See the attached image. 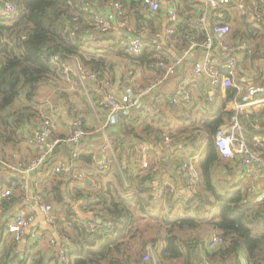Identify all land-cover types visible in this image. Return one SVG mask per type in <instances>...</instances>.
<instances>
[{
  "label": "trees",
  "instance_id": "16d2710c",
  "mask_svg": "<svg viewBox=\"0 0 264 264\" xmlns=\"http://www.w3.org/2000/svg\"><path fill=\"white\" fill-rule=\"evenodd\" d=\"M16 1L19 14L14 22L8 23L0 14V157L3 158L11 154L8 153V149L17 148L23 126L39 116L35 96L42 84L58 75L50 64L52 54L57 53L63 57L76 56L84 65L101 73L110 65L105 62L106 56L113 52L123 58L132 59L131 61L139 67L147 64L156 69L153 63L157 59L156 49L152 50L151 47V50L148 51L146 47L147 50L136 55H130L113 43L106 47V52H102L99 47L91 51L88 33L84 32L87 26L84 25L76 37L65 32L68 25L65 16L70 18L74 16L71 5L68 4L69 0ZM70 1L77 10L86 14L81 7L82 0ZM128 1L135 7L140 0H122L125 2L124 5ZM184 1L187 3L189 0ZM194 2L198 3V0H193L190 4ZM256 2L257 6L264 9L263 0V3L260 0ZM230 8L231 5L219 7V11L225 14L226 22H230L232 18L229 14ZM132 14L138 29L144 25L151 26V18L140 11L132 9ZM213 17L214 20L219 19L214 11ZM81 21L84 22L83 15ZM184 22L183 20L177 26L175 38L180 34V30L185 34V42L188 44V35L205 37V32L201 37L194 32V29H198L196 25H191L189 21ZM244 22L246 27L251 29L255 22L264 25V17L255 21L246 18ZM213 25L212 19L211 26ZM233 32L238 33L244 40L248 37L247 33L244 34L240 29ZM126 36V32L96 33L93 38L97 41L113 42ZM151 36L152 33L146 35L147 43L150 42ZM93 53L99 54V57L91 55ZM253 58L254 55L251 57L252 63ZM252 78L264 87V65L258 66ZM227 94L228 99H232L238 95V90L229 87ZM20 97L25 98L28 106L13 111L11 109L13 102ZM194 107L195 104L191 108ZM232 117L233 114L221 111L218 116L216 114L206 118L202 124L210 138L206 157L199 164L201 190L185 200V210L190 212L186 217L175 214L176 205L180 200L169 198V206L165 208L166 211L168 209L166 214H158L147 221L148 229L153 235L142 231L138 224L139 213H147L149 207L155 206L151 201L152 194L148 198L144 195L149 194L150 190L141 185V180L136 186L137 175L131 173V167L120 170L121 162L117 165L114 162L111 168L109 167L107 175L112 173L111 179L102 185V189L100 188V192L96 194L99 201L91 207L95 214L89 218L80 217L74 210L73 202L68 199V186L65 183L55 181L53 178L46 179L35 185V193L44 202L56 203L58 206L59 217L56 222L60 233L68 239L64 246L67 260H61L60 250L53 251L50 255L36 249L24 253L17 250V242L6 235L9 221V216L6 215L0 220V264H145L143 257L149 246L158 257L159 264H171L177 259H181L183 264H202L203 252L219 264L231 262V258L235 256L238 262V255L241 252L246 254L247 264H264V200L248 201L242 191L221 193L216 188L215 171L220 163L227 160L222 157L217 146L216 134L221 126L229 124ZM240 120L245 121L252 135L264 136L261 132L264 129V109L249 116H241ZM117 135L120 143H123L124 137ZM262 155L264 157V148ZM79 159L91 162V155L84 154L79 156ZM135 165L136 171H143L138 163ZM3 172L0 166V187L13 189V196L6 203L10 211L11 205L18 202V198L24 193V188L19 178L8 180L2 175ZM138 177L141 178L140 175ZM102 190L105 193H102ZM131 191L135 193L130 195ZM18 193L20 194L17 196ZM205 213L211 214L212 218L209 220L198 218ZM202 224L212 226V234L208 240L184 235L187 231L198 229ZM214 234H219L222 241L218 245L208 246Z\"/></svg>",
  "mask_w": 264,
  "mask_h": 264
},
{
  "label": "crops",
  "instance_id": "0c3cea01",
  "mask_svg": "<svg viewBox=\"0 0 264 264\" xmlns=\"http://www.w3.org/2000/svg\"><path fill=\"white\" fill-rule=\"evenodd\" d=\"M107 1L108 0H95L92 9L107 10ZM173 1L177 3L179 14L182 15H180L181 17L179 24L183 20L185 22L189 21L191 25L194 24L197 26L198 29H194V32H196L200 37L203 36L204 32L206 33L204 38H199L196 34H194L188 35V39L190 36H194L199 42L204 41V39L207 37V34L212 30V27L218 21L233 25L232 33L227 37L226 41L234 44L243 43L242 46L238 49V54L241 57L240 67L235 78V83L238 87H234L238 90V95L232 99H228L227 89L229 87L225 88L219 85L217 87L213 101L210 100V85L208 82V76L206 74H202L193 82L191 86V102L179 104H174L171 102V99L168 97V94L166 92L168 90V87L175 85L180 79L184 78L190 72L194 62L204 60L207 55V51L205 49L197 47L183 59L176 73L170 78L168 77L169 79L166 80L163 83L162 87H160L154 93L153 99L161 106L160 113L155 116H141L131 121H127L123 115H120L118 116V122L110 125L108 131L116 132V134H119L122 138L124 137L123 143H120L121 151L116 152L119 153L118 160L115 161L116 165L119 162L122 163V166L119 167L120 170L126 167H131V173H135L134 175H137V181L135 183L136 186L141 180V185L145 189L148 188L150 190L149 194H144L147 198L152 194L154 190L159 189L166 181H172L176 184L179 194L181 192V198L179 199L180 201L178 205H176L175 214H178V216L181 217L185 212H187V215L188 213H190L189 211L185 210L184 205L186 197L188 196V173L184 169H182L181 166L193 155L198 157L199 164L206 157L208 140L210 138V134L202 127V124L206 120V118H209L212 115L216 114L218 116L221 111L229 112L234 116L236 113L237 105L239 103L245 102L249 92L257 87H259L260 90L255 94V98L262 101L258 105L256 104L255 106H251V112L239 114V119H241V116H249L258 110L264 109V87L262 86V84L252 78L256 73L258 66L264 65V25L255 22L253 28L248 29L246 27V23L244 22L245 19L248 18V10H239L236 7V0H233L231 4V10L229 14L232 16V18L230 22H226L224 20L225 14H223V18L214 20L212 12L211 17L207 18V24L205 23V25H197L196 21L200 18L205 6L204 0H198V3L194 2L192 4L190 3L193 0L187 1L188 4L184 0ZM260 2L263 3L262 0H260ZM124 6L126 11L132 15L133 22L135 23L132 14V9H135V7H132V4L129 1ZM92 14L93 12L91 14L87 12L85 15L83 14L84 22H82V29L85 25L88 28H85L84 32H91V35H89L88 33L91 51L99 47L102 52H106L105 49L106 47H108V45L106 44L107 40L97 41L95 38H93L94 34L96 33L91 28L89 21L90 18L92 20ZM187 17L189 18L186 19V21L185 18ZM148 18H151V29L146 35L150 33H152V36L157 33L163 34L170 24L168 15V3L165 2L161 11ZM212 19L214 21L213 26H211ZM142 27L138 29V26H136L135 24V28L137 31H140ZM235 29H240L242 32H244V34L247 33V39L244 40L243 37H241L238 33H234L233 31ZM118 32L120 33L121 31ZM236 34L238 35L236 36ZM146 35L144 36L146 37ZM184 35L185 34H183L182 30H180V34L176 38L174 37L172 42L165 43L161 56L164 58H168L169 53L172 51L182 53L184 49H187L190 45V39L189 44L186 43ZM101 42H103V45L99 44ZM111 43L115 44V41H111L109 45ZM244 44H246L247 47H244ZM146 47L148 51L150 47L152 50L156 49L154 46H152L151 42H146L143 50H147ZM214 47L215 49L213 51H210V56H212V59L215 60L216 64L219 66V68H221L222 66H224L225 58L221 49L216 45H214ZM247 48H250L251 51L249 52ZM111 54L119 56V58L124 63L127 62L126 59L128 58H123L115 52ZM91 55L99 57V54L93 53ZM109 55L106 56L105 62L111 65V63L109 62ZM253 55L254 58L252 63L251 57ZM131 60L132 59L130 58L128 59V62L130 64L133 63ZM110 65L105 68L104 73H99L108 79L107 89L111 92L116 93H122L128 86L131 85L145 84L151 79L162 76L164 74L162 70L152 69L147 64H145L140 67L135 66L137 67L134 70L136 72L135 75V72L131 71L132 73L130 72L128 75L122 74L120 82H113V79H111L105 73L106 70L110 71ZM144 67L145 69L141 71L140 69H143ZM240 68L243 70L241 71ZM114 72H118L119 75L121 73V71L116 68H114ZM145 74H148L149 78L147 82L142 83L143 79H147V75ZM115 75L117 78V73H115ZM140 76H142V80L139 78ZM35 100L39 116L35 117L31 122L23 126L20 131V141L16 146L17 148L14 150L8 149V153L11 154L5 156V158H1L11 160L17 165L20 163L28 162L35 154V150L31 147L30 143V140L34 137L33 125L36 122H39L44 115H52L55 119H57L59 128L55 131V136L66 135L72 119L78 115L83 116L86 123L87 135L83 138V152L81 155H91V162H87L83 159L81 161L79 158L73 159L72 148L68 145L62 144L57 146L47 164L44 165V168L41 169L38 174L33 175L34 177H32V192L35 196L40 198V196L35 193L36 184H39L40 181H45L46 179L52 178L55 179V181H61L68 186V199L73 202L74 210L77 212V214L82 218L92 217L93 214H95V211L93 209H84L82 206V199L85 198V195L90 196L93 194L95 181L99 184L100 187H102V185H105L107 181L111 179L112 174L108 173L107 175V172L109 170L100 171L99 169L101 145L104 140L103 131L99 127L102 123V120L107 117L108 112L93 105L88 99L85 98L84 94L81 93L80 90L71 87L61 76L58 75L54 76L50 81L40 86L35 96ZM199 103H201L199 107L204 112L203 118L201 119L202 121H200L199 123L195 122L197 126L191 125L181 127L183 125V122L186 123L189 120L193 119V117L190 116V114H187V112L189 111V113H195ZM193 104H195L194 109L191 108L193 107ZM26 106H28V102L24 97H20L13 102L11 109L13 111H17ZM168 107H171V110L174 111V113L167 114ZM175 107H178L179 109L176 110L174 109ZM184 107L188 108L185 109ZM97 111H101V114H99ZM231 121L229 120V123ZM240 121L242 122L243 136L247 139L250 146H253V148H257L255 138L259 137L261 139H264V136L252 135L245 121ZM227 126L228 124H225L221 126L219 130L223 131ZM255 127H258V125H255ZM166 128L169 130H165ZM121 133L123 136L121 135ZM167 135L173 136V139L170 142H166L165 140H163ZM145 147L149 149L152 166H157L158 168L155 174H151L149 171L135 170V164L138 163L139 165V162L141 161L140 149ZM58 162H63L64 165L70 166L67 171V176L65 178H60L62 180L58 179L59 177H46V171L52 168ZM263 166L264 165L257 163L254 165H248L243 161L241 155H237L234 159H227L223 163H220L215 171L216 188L221 193H225L228 191H242L243 193H245L248 201L257 202L258 200L256 195L264 191ZM2 175L5 176V178H7L8 180L17 179L19 177V175H16L14 173V170L4 171ZM139 175L141 178L138 177ZM201 184L202 180L199 183L198 192L201 190ZM101 189H99V192ZM103 192L104 191L102 190V193ZM133 193L135 192L131 191L130 195ZM151 201L154 202L153 204H155V206L149 207V212L147 213H139L138 224L141 226L142 231H146L149 234L153 235V233H151V230L148 229L147 221L151 220V218L157 217L158 214H166L165 212H167L168 209L166 211L165 208H168L169 204L168 202L163 203L153 200ZM52 204L55 205L57 217H59V209L57 208L58 206L56 205V203ZM20 206L21 204H19L18 198V202L11 205L12 208H10V211L7 207V210L9 211V221L12 220L13 216L17 213ZM208 215L209 213H205L198 218L201 220H209L206 218ZM98 222H100V220H98ZM204 226L209 227L208 236H205L204 234ZM58 227L59 226L57 225V222L52 223L48 221V219L40 211H36L35 219L33 223L29 225L25 230L22 241L17 242V250H20L24 253L29 252V250L31 249H36L38 251H43L45 255H50L53 251L56 250H60L61 252L67 242L64 240V236L60 233ZM155 229L157 228L155 227ZM211 234L212 226L208 224H202L198 229L194 231H187L184 235L186 237L196 236L200 237L201 239L208 240ZM51 237H54L56 239V244H51ZM200 248L202 249V245ZM205 254L207 253L203 252V255ZM203 255H201V260ZM247 262L248 260L246 254L244 252H241L238 255V262L235 256L231 258L230 263L228 262L226 264H247ZM144 263L150 264L146 262ZM171 264H183V262L181 259H177L172 261Z\"/></svg>",
  "mask_w": 264,
  "mask_h": 264
},
{
  "label": "built area",
  "instance_id": "2783aa9c",
  "mask_svg": "<svg viewBox=\"0 0 264 264\" xmlns=\"http://www.w3.org/2000/svg\"><path fill=\"white\" fill-rule=\"evenodd\" d=\"M95 0H82V9L92 14L90 18L91 28L95 33L110 34L118 31L128 32L136 35V38L131 36L120 37L115 40V45L126 50L130 54L136 55L143 51L146 40L145 36L150 31V26L144 25L140 31L135 28L132 15L126 11L122 0H108L107 10L92 9ZM233 0H204L200 18L196 21L197 25L207 24V18L211 17L214 11L215 15L223 18L222 12L219 11L220 6L231 5ZM168 3V15L170 24L166 31L153 35L150 39L152 46L156 48L157 59L153 63L156 69L164 72L162 76L153 78L145 84L128 86L122 93L111 92L107 89L108 79L99 72L84 65L78 57L68 56L63 57L60 54H52L50 56V64L54 71L58 73L71 87L80 90L93 105L99 109L108 112L107 117L102 120L100 129L103 131L104 140L101 145L100 153V171H106L111 164L118 160L117 151H121L120 141L116 132L108 131L109 126L118 122V116L123 115L127 121L137 119L139 117L155 116L161 111V106L153 99L154 93L162 87L163 83L174 75L182 63L183 59L189 53L201 47L207 51V55L202 61H195L190 72L175 85L168 87L166 91L171 102L174 104L189 103L192 100L191 86L193 82L202 74L208 76L210 85V100L213 101L217 87H238L235 83V78L240 67L241 57L238 54V49L242 44H234L227 42V37L231 34V26L225 22H217L212 30L207 34L204 41L199 42L196 37L190 36V45L184 49L182 53L172 51L168 58L161 56L165 43L172 42L175 37L177 26L180 22V14L177 3L173 0H140L135 6V9L140 11L147 17L154 16L162 10L163 4ZM256 0H236V7L241 11H247L249 19L255 21L263 17L264 9L256 5ZM74 16L70 18L65 16V21L68 25L65 28L70 36L76 37L82 30L81 15L75 8L72 1H68ZM0 14L8 23L16 20L19 14V6L16 0H0ZM91 16V15H90ZM245 43V42H244ZM214 45L218 46L225 58L224 66L219 68L215 60L210 56V51L215 49ZM247 47L246 44L243 45ZM250 52L251 49L247 48ZM132 73V72H131ZM169 77V78H168ZM260 90L259 87L249 92L246 101L239 103L236 108V113L232 121L223 131H218L216 134V143L224 159H234L237 155H241L243 161L248 165L261 164L264 165V157L262 149L264 148V139L256 137V146H250L247 139L242 133V122L239 119V114L251 112L250 107L258 105L262 100L255 98V94ZM252 110V109H251ZM34 137L30 140L31 147L35 150L33 157L26 163L15 164L8 159L0 157V166L4 171L14 170L16 175H19L21 185L24 188V193L19 198L21 204L17 213L12 220L8 222L6 235L15 242L22 241L25 230L31 225L35 219L36 211H40L48 221L56 223L57 212L56 207L52 203L44 202L32 192V177L38 174L44 165L47 164L57 146L65 144L72 148V158L78 159L83 152V138L87 135L85 120L82 116H75L68 128L66 135L55 136V131L59 128V123L52 115H44L43 118L34 125ZM173 136L167 135L163 140L170 142ZM141 161L139 167L143 171H149L151 174L157 172V166H152L149 149L147 147L140 149ZM70 166L64 165L63 162H58L52 168L46 171V177L65 178ZM188 173L187 191L190 199L198 193L201 174L199 169L198 157L193 155L188 161L181 166ZM101 187L95 181L94 192L92 195L82 199L84 209L90 210L94 204L99 201L96 195ZM176 184L172 181H166L159 189L152 192V199L156 202L167 203L169 198H181ZM13 189L10 187H0V220L8 215L6 203L11 200ZM257 200H264V191L260 192ZM185 212L181 217H185ZM94 226V223L92 224ZM64 239L68 243L67 237ZM222 241L219 234H214L208 246L218 245ZM52 245L56 244V239L51 237ZM66 249L61 251V260L66 261ZM203 264H218L206 254L202 256ZM143 262L150 264H158V257L154 253L151 246L148 247L147 253L143 257Z\"/></svg>",
  "mask_w": 264,
  "mask_h": 264
},
{
  "label": "rangeland",
  "instance_id": "374dc122",
  "mask_svg": "<svg viewBox=\"0 0 264 264\" xmlns=\"http://www.w3.org/2000/svg\"><path fill=\"white\" fill-rule=\"evenodd\" d=\"M90 21V20H89ZM230 26H231V29H232V24H230ZM91 31V30H90ZM88 33H89V35H91V32H89L88 31ZM103 42H101V43H99L100 45H103L102 44ZM109 43L110 42H106V44L107 45H109ZM98 44V45H99ZM94 47H95V45H94ZM100 53H102L101 51H99ZM109 58H110V60H109V62L111 63V65H112V67L110 68V71L109 70H106V74L111 78V79H113V82H120L121 81V76H122V74L124 75V74H129L131 71H134L137 67H135L136 65L134 64V63H129L128 62V59H126L127 60V62L126 63H124L120 58H119V56H116V55H113V54H110L109 55ZM114 68H116V69H118V70H120L121 71V73H120V75H119V73L118 72H114ZM145 69V67L143 68V69H140L141 71H143ZM116 71V70H115ZM135 72V71H134ZM115 73H117V78H116V75H115ZM136 74V72L134 73V75ZM145 75H147V79H143V81H142V83H145V82H147L148 81V74H145ZM115 78H116V80H115ZM141 80H142V76H140L139 77ZM115 80V81H114ZM140 80V81H141ZM202 103V102H201ZM201 103H199L198 104V107H197V110L195 111V113H189V111L187 112V114H190V116H192L193 117V119L192 120H189L188 122H186V123H184L183 122V125L181 126V127H184V126H197V124H195V122L196 123H199L200 121H202L201 119L203 118V114H204V112H203V110H201V108L199 107L200 106V104ZM168 112H167V114H171V113H174V111H172L171 110V107H168ZM98 112V111H97ZM99 114H101V111L100 112H98ZM78 116H81V115H78ZM83 117V116H82ZM84 119V118H83ZM190 121H194V122H190ZM100 125V124H99ZM85 126H86V123H85ZM177 127H178V125H177ZM100 128V127H99ZM165 130H169V129H165ZM4 178H5V176H4ZM20 193H18V194H16L17 196L19 195ZM206 218H208V219H210V218H212V215L211 214H209ZM205 228V231H204V234H205V236H208L209 235V227L208 226H204ZM210 258V257H209ZM214 260V259H213ZM215 261V260H214ZM216 262V261H215ZM229 263H230V261H229Z\"/></svg>",
  "mask_w": 264,
  "mask_h": 264
},
{
  "label": "water",
  "instance_id": "95a60500",
  "mask_svg": "<svg viewBox=\"0 0 264 264\" xmlns=\"http://www.w3.org/2000/svg\"><path fill=\"white\" fill-rule=\"evenodd\" d=\"M127 34V36H131L132 38H136L137 36L136 35H134V34H131V33H126ZM261 132H263L264 133V129L261 131ZM65 240V239H64ZM66 241V240H65Z\"/></svg>",
  "mask_w": 264,
  "mask_h": 264
}]
</instances>
